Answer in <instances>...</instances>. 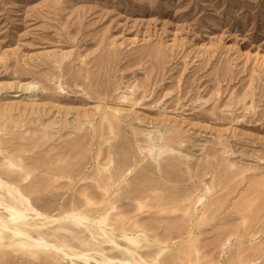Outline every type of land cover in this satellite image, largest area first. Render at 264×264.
<instances>
[{"label": "rangeland", "instance_id": "obj_1", "mask_svg": "<svg viewBox=\"0 0 264 264\" xmlns=\"http://www.w3.org/2000/svg\"><path fill=\"white\" fill-rule=\"evenodd\" d=\"M0 219L88 264H264V0H0ZM27 241L0 264H86Z\"/></svg>", "mask_w": 264, "mask_h": 264}, {"label": "bare ground", "instance_id": "obj_2", "mask_svg": "<svg viewBox=\"0 0 264 264\" xmlns=\"http://www.w3.org/2000/svg\"><path fill=\"white\" fill-rule=\"evenodd\" d=\"M10 223H15L17 225L25 226V222L22 221H13V220H3L0 219V233H11L12 236L17 237V238H24L28 240L29 242L37 251L43 249V250H50L51 252H54L56 254H61L62 256L69 258V259H74V260H82V262L88 264V255L86 253H80V252H74L71 251V255H67L64 252L65 247L57 245V244H51L48 243L42 239H33L30 235L25 233L24 231L18 230L17 228H9ZM101 229V228H99ZM102 230V229H101ZM113 261V260H112ZM112 261L107 260L106 262H98L97 264H114ZM119 264H135L130 261H121Z\"/></svg>", "mask_w": 264, "mask_h": 264}]
</instances>
